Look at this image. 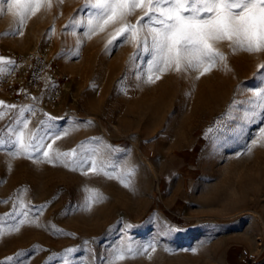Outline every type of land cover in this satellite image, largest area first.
<instances>
[{"label": "rangeland", "instance_id": "1", "mask_svg": "<svg viewBox=\"0 0 264 264\" xmlns=\"http://www.w3.org/2000/svg\"><path fill=\"white\" fill-rule=\"evenodd\" d=\"M48 2L22 35L12 34L19 25L0 2V57L40 50L70 76L67 89L34 117L0 99V130L17 119L28 120L29 133L52 123L61 133L47 141L52 151L77 155L50 163L0 149V262L102 264L114 248L154 243V252L117 264H264V122L236 127L252 90L264 86V52L233 54L222 44L227 68L199 79L171 70L146 83L133 38L108 45L122 25L85 37L70 19L86 24V0ZM81 155L96 169L72 164ZM92 190L104 199L88 210Z\"/></svg>", "mask_w": 264, "mask_h": 264}, {"label": "snow or ice", "instance_id": "2", "mask_svg": "<svg viewBox=\"0 0 264 264\" xmlns=\"http://www.w3.org/2000/svg\"><path fill=\"white\" fill-rule=\"evenodd\" d=\"M7 3L8 11L16 19L19 27L12 34H21L25 21L41 8L42 0H0ZM51 8L49 2L44 5ZM87 9V12L84 11ZM137 9L143 12L136 23H129L128 18ZM79 14L87 18L70 19V24L77 29H84L83 35L90 37L98 30L108 25H122L108 41L112 46L119 37L131 36L137 45V52L132 59H141L142 70L137 72V79L144 78L146 83H154L164 73L175 70L177 73L197 72L199 79L209 73L217 64L227 68V57L219 50V45L226 44L233 54L237 51L247 53L264 52V0H86ZM145 17L147 19H145ZM68 25L65 26L67 28ZM54 30V29H53ZM6 33L5 35H7ZM122 42V41H121ZM15 61L0 57V65H14ZM264 64L258 65V73L264 78ZM10 71V68L0 66V75ZM35 99V98H33ZM0 107L4 102L0 101ZM8 109H16V105H7ZM21 114L34 112L31 106H21ZM49 121L53 118L49 117ZM237 120L236 116L231 117ZM264 122V86L252 90V97L237 121L236 127L243 129L254 122ZM27 119H17L5 129L0 130V149H8V155L26 157L35 160L39 154L47 162L76 157V150L61 153L52 151V144L48 140L61 138V133L52 123L41 122L35 132L29 133ZM264 137V127L258 129ZM63 134H67L66 131ZM257 143L253 139L252 145ZM251 151V146L248 148ZM91 163L92 170L96 169L95 161L81 155L79 160L72 159V164L83 168ZM67 167V163H65ZM115 167V165H113ZM75 170V168L73 169ZM130 169L127 176L134 174ZM106 176L107 172L104 173ZM124 187H131L130 179L122 181ZM93 191L88 199L87 208L91 203L102 201V194ZM27 215V213H24ZM25 221L21 219L15 226L18 229ZM155 244L149 243L140 248L127 249L118 247L113 254L102 264H117L126 258H135L141 253L147 254L149 250L155 251ZM67 249V253L73 252ZM195 252V249H193ZM19 255V254H18ZM13 257L6 258L0 264H12ZM64 264H71L68 257H64Z\"/></svg>", "mask_w": 264, "mask_h": 264}, {"label": "built area", "instance_id": "3", "mask_svg": "<svg viewBox=\"0 0 264 264\" xmlns=\"http://www.w3.org/2000/svg\"><path fill=\"white\" fill-rule=\"evenodd\" d=\"M6 59L15 64L0 65L10 68L9 72L0 75L1 100L17 106H31L34 112H26L30 117L61 100L70 76L59 72L48 55L34 50L12 54Z\"/></svg>", "mask_w": 264, "mask_h": 264}]
</instances>
